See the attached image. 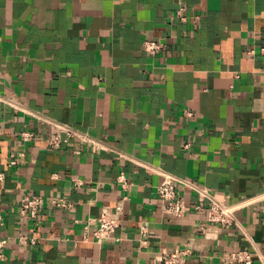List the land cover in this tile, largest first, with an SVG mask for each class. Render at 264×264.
I'll list each match as a JSON object with an SVG mask.
<instances>
[{
    "label": "crops",
    "instance_id": "0c3cea01",
    "mask_svg": "<svg viewBox=\"0 0 264 264\" xmlns=\"http://www.w3.org/2000/svg\"><path fill=\"white\" fill-rule=\"evenodd\" d=\"M0 96V264H162L177 249L264 264V0H0ZM62 129L79 138L50 147ZM13 151L26 158L9 168ZM166 174L187 201L206 189L233 207V224L170 217ZM27 194L46 199L39 222L21 216ZM104 208L121 225L98 244L85 225Z\"/></svg>",
    "mask_w": 264,
    "mask_h": 264
},
{
    "label": "built area",
    "instance_id": "2783aa9c",
    "mask_svg": "<svg viewBox=\"0 0 264 264\" xmlns=\"http://www.w3.org/2000/svg\"><path fill=\"white\" fill-rule=\"evenodd\" d=\"M185 12V8L179 9L178 15L181 16ZM143 49L151 56H158L164 53L166 45L154 39H147L143 42ZM4 103V100L0 96V105ZM67 134V138L63 139L60 133H57L49 141L50 147L58 148L69 143L70 138H79L77 133L71 129H62ZM24 137L27 139H35L33 133H26ZM86 139V138H85ZM85 139H83L85 141ZM26 153L24 151H13L10 154L9 168L18 167L24 159ZM6 179L4 173H0V184ZM118 183L123 190H128L131 187V182L126 173H121L118 177ZM198 196L197 202H190L183 199L177 190V179L171 175H163V181L157 187V196L162 201L165 212L175 219H184L188 215L206 213L207 221L212 224H218L221 226L229 227L234 222L233 207L223 205L220 202L209 200L210 195L206 189L196 190ZM128 198H122L116 207L117 213L124 211L125 203ZM46 199L43 196L27 194L21 201V216L25 219H29L35 222H39L41 211L44 209ZM53 205L59 208L72 209L73 205L65 199L53 200ZM120 220L115 217L109 208H104L100 214L91 219L87 225H85V239L89 238V235L95 242L102 244L104 241L110 239L120 227ZM204 231V227H201ZM22 242H30L31 245L37 244L36 238L28 239L25 235L21 237ZM7 241L0 239V259L4 256L3 249L6 247ZM190 257L189 250L177 249L172 253L164 255L161 262L162 264H188ZM232 260L242 264H251L252 259L249 253L240 252L232 255Z\"/></svg>",
    "mask_w": 264,
    "mask_h": 264
}]
</instances>
